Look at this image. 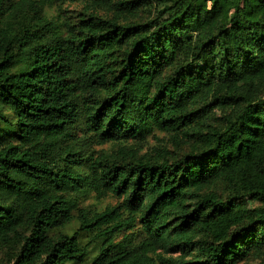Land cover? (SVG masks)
<instances>
[{"label":"trees","instance_id":"1","mask_svg":"<svg viewBox=\"0 0 264 264\" xmlns=\"http://www.w3.org/2000/svg\"><path fill=\"white\" fill-rule=\"evenodd\" d=\"M64 2L84 10L45 16ZM0 109L13 114L0 113L13 129L0 136L7 264H237L261 252L264 0H0ZM153 132L178 151L141 155ZM88 193L122 200L90 212L76 198ZM136 220L141 238L115 242Z\"/></svg>","mask_w":264,"mask_h":264},{"label":"rangeland","instance_id":"2","mask_svg":"<svg viewBox=\"0 0 264 264\" xmlns=\"http://www.w3.org/2000/svg\"><path fill=\"white\" fill-rule=\"evenodd\" d=\"M83 4L80 2H64L62 4L55 3L53 5L47 6L44 8V14L47 18L60 21L62 18H68L75 20L77 15L83 12ZM97 14L102 15V11H97ZM155 15L151 10H147L142 16V18L147 16ZM0 113L3 114L9 122H13V114L5 109H0ZM218 115V113H217ZM12 126L6 124L5 122H0V136L5 138H10L7 135L12 133ZM71 134L76 137H81L82 133L79 129H72ZM86 141V140H85ZM85 141H80L79 144L82 147V150L88 151H110L114 150L115 146L111 144H105L103 146L97 145H84ZM14 142V141H12ZM15 143V142H14ZM133 143L130 141L128 144ZM138 146V144H136ZM137 148H140V154L146 156H157L164 154L165 156H171L177 152V147L172 142V139L167 133L153 132L142 145H139ZM78 207L88 209L90 212H101L107 207H113L121 203V198H116L114 196H106L104 198H96L95 194H81L77 195ZM78 223L72 222L67 228L64 229V232L71 235L78 231ZM124 236L128 237L130 240L137 242L142 236V230L140 225L136 220L134 224L124 231L120 232L115 238L116 241H120ZM80 244L91 249L95 244L96 239L94 235H80L78 234ZM5 260L4 253H0V264H7ZM237 264H264V244L261 247V252H255L249 254L246 258L240 260Z\"/></svg>","mask_w":264,"mask_h":264}]
</instances>
